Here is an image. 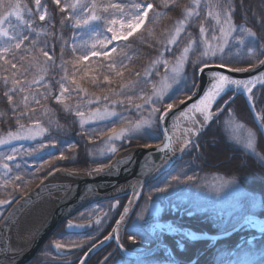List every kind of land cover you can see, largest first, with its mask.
<instances>
[{
    "label": "rangeland",
    "instance_id": "1",
    "mask_svg": "<svg viewBox=\"0 0 264 264\" xmlns=\"http://www.w3.org/2000/svg\"><path fill=\"white\" fill-rule=\"evenodd\" d=\"M64 1V0H63ZM66 1V0H65ZM155 3H159V0H154ZM11 2H15V0H11ZM234 4L239 7L241 0H233ZM261 2V3H260ZM128 3V2H127ZM191 0H177L178 6L174 7L172 10L161 9L162 12L166 13L163 15L155 24H146V27L153 29V34L148 35L147 32L142 28L140 32L136 34L135 37L130 38V43L125 44L123 42L124 48L123 51L119 53L117 56L118 60H122L125 65L128 67V71H125L126 79H137L134 75L136 71L143 73L146 68L152 67L151 61L160 59V54L163 53V58L167 59L171 63L175 62V58L181 54V51L184 46H186L189 39L196 40L199 39V25L200 19L193 18L186 24V31L181 33V36L177 42V45H169L168 47L171 49L170 51H166L164 45L166 44L169 32L174 31L176 26V21L183 18L184 6L190 5ZM63 4V2H62ZM33 5V4H32ZM261 5V7H260ZM34 6V5H33ZM264 6V0H243V10L248 9L255 12L259 15L262 12V7ZM206 9H202V18L205 16ZM242 12L237 8L236 13L234 14L233 19L235 17L240 16ZM151 17V13L149 14ZM248 15V13H247ZM256 15V16H257ZM168 16H171L172 19H168ZM244 14L242 13L240 19L245 27H251L253 31H257L258 34L261 33L262 30L260 25L256 23V18L251 17V21L245 22ZM258 18V17H257ZM13 22H15V18H13ZM205 26H208L209 21L207 19L204 20ZM72 21H70V33L68 36H63L62 33L58 32L57 35L52 36V40H56L57 43L63 49L67 50L69 53H63V59H61V52H55L53 54L54 63L48 62V64H44V58L41 57V66L47 68V66L56 67V63H58V67H60L59 72L60 77L62 78L64 75V68L66 67L69 74L71 75L73 71V65L71 63H64L74 59L73 53L71 51V46L73 43L79 45L82 41H88L91 33L87 29H77L72 26ZM55 31V30H54ZM144 33L143 36L140 33ZM189 33L191 36H189ZM235 35V34H234ZM211 33H209V38ZM62 37V39L60 38ZM249 38L245 37V43ZM66 42V43H65ZM122 43V42H119ZM215 43V42H213ZM234 43H236L234 41ZM56 45H53V47ZM58 47V46H57ZM83 49L78 48L77 54ZM233 55H239L237 57L248 55L246 49L243 45H239L236 43V47L232 49ZM114 55V54H113ZM199 55V51H197L195 45L193 50L189 53V58L195 59L196 56ZM115 56V55H114ZM93 58V57H92ZM86 62L83 65H77L76 68L80 66L83 72H76L77 79L83 76L84 71H88V77H85L84 80L81 81L83 87H86L89 93L95 92L97 95H103L101 93L100 88L92 85L90 77L96 75L98 77L99 83L103 86L102 76L106 72L105 68L99 67V58L92 59ZM97 60V61H94ZM106 64L107 61H104ZM63 64V67H62ZM248 67V66H241ZM153 72L159 71L161 76L165 73V68L163 65H157L153 69ZM185 71L189 74L192 72V68L190 65L185 66ZM31 76L37 75V70L34 67L32 69ZM131 73V74H130ZM45 75V83L48 84L47 73H43ZM171 76V72L168 73ZM161 76H153L152 79L159 81ZM31 77V78H32ZM30 78V79H31ZM47 80V81H46ZM119 83L117 80L116 84H113L111 87L116 88ZM141 85L144 87L146 92H151V85H143V81H141ZM38 87L39 92H41L43 86ZM180 85H174L173 89L169 92V95L172 96L173 99L177 95H181L183 98V94L178 90ZM37 89V88H35ZM46 89L42 90L45 91ZM262 87L257 85L253 92L256 97V109L255 112H259L261 115H264V95L261 92ZM139 89H137V92ZM188 90L185 89V92ZM58 95V93H51L48 99L41 101V106H36L32 104V107L36 108V118H39L41 124L49 129V131L43 136L37 138L36 141H13L10 145L0 146V157L7 154L11 147L20 148L21 145L24 148H36L40 143L47 144L48 142H55L56 147H47L41 149L39 152L33 153L31 156L23 155L17 156V158L13 161H9L10 167H12V172L9 173L10 176H15L17 172L22 176L21 181H17L16 183L20 185L18 189H15L13 186H9L7 189L0 188V198H10L11 204L0 206V224L4 221V216L8 212V210L17 202V200L27 194L34 186L44 181L48 176V173H60L63 174L69 172L76 175H89L92 174L94 169L103 168L112 160V158L118 154H123L135 147L136 145H141V139L149 138L153 139L155 137L154 127L152 129H148L150 135H145L144 131L136 134L132 138L127 139H119L109 141L107 139L108 129L111 127H116L117 129L121 127L128 126V122H135L140 119L142 116L144 118L148 117V107L145 106V109L142 111H137L133 105H116L114 110L117 112V116L107 118L105 120H98L90 123H86L81 126L80 119L75 115V108L77 104L80 103L81 96L77 95L75 92L72 93L70 99L65 101L66 104L69 103L68 100L72 101L77 99V103H75L71 109L65 110L64 106L57 103L54 99V96ZM66 96L68 94H65ZM82 95V94H81ZM229 96L234 97V102H231L230 109L228 111H224L223 113H216L219 119L210 122L211 130L214 134H211L210 131L208 136H220L222 140L229 145L234 146L241 156V162L233 164V156H236V153L229 158L231 160L225 159V157L221 158L224 163L218 167V172L214 174H195L188 176L187 167L195 166L200 169L201 162L200 158L203 157L199 151V148H195L194 145L198 144V138L193 136V145H190L188 149L184 152H180L181 147V139L183 137L182 131L184 128L189 126L188 121L183 118H179L175 122L176 132H177V146L176 152L178 159L173 163V165L166 171L159 173L152 181H150L146 186L150 185L151 182L157 180L159 177H162L163 174L170 171L172 172L167 174V177L164 179L163 186H157L152 189V187L143 188L140 192L139 197L135 201L129 213L124 218L122 224L120 225L117 236L119 244L123 245V250L127 253H141L145 251H149L154 245L155 242L165 244L163 241V235H168L173 238L172 241L175 245L177 244L179 250L182 249L180 247L179 241L180 237L183 236L182 233L177 231H169L167 230V226L171 224L173 228L179 229H187L189 228H180L172 222V220L163 219L164 210L170 206L181 207L183 205L186 206L185 211L189 212L188 215L193 213H209L211 215H215V219L222 220L225 222L230 216L228 213L234 214L235 216L241 215L243 210H259L263 209L262 212L264 214V159L262 156L264 155V130H261L258 127V121L256 119L254 110L250 107L247 101V94L243 92V90H239L235 93L229 91L223 99H228ZM49 101V102H48ZM50 101H53L55 106L54 108L50 106ZM140 102V101H136ZM165 102H171L168 98H165ZM72 103V102H71ZM217 103L223 108L227 107L223 104L222 100H218ZM59 110H57V108ZM103 107V102L100 105H81V110L87 112L89 107ZM110 108L113 106L111 104L108 105ZM63 115V110L67 111L69 114L70 120V129L75 130V132H69L64 134L57 127V111ZM215 112V105L213 108ZM19 111V110H18ZM65 115V113H64ZM202 119V117H199ZM16 120L10 122V125L0 126V135H4L7 130H16ZM26 125L30 122L28 120H22ZM27 122V123H26ZM61 122L65 123V120L61 119ZM242 126V127H240ZM56 127V128H54ZM248 130H251L255 133L256 140V150L255 152L247 149L243 143V139L247 136ZM58 131H60L58 133ZM159 132V131H158ZM52 133V135H50ZM216 134V135H215ZM160 135V134H159ZM237 137L240 138L241 142L237 143ZM217 138V137H216ZM213 138V139H216ZM160 140V139H159ZM158 142V141H157ZM151 143L148 145L156 144ZM50 144V143H48ZM111 146H115L117 151L112 153L109 151ZM145 146V143L142 145ZM23 151V149H21ZM63 152L67 159L59 160L53 159V157H58L60 153ZM45 154V155H44ZM220 154V153H219ZM186 158L183 159V156ZM220 155H223L221 152ZM40 156V157H39ZM42 156V157H41ZM246 156V157H245ZM248 157V158H247ZM48 158V159H46ZM109 161L107 162V160ZM186 161L184 162V160ZM251 160L252 162L246 161ZM263 160V161H261ZM45 161H51V164L45 163ZM106 161L105 164H102ZM229 161V162H228ZM26 162V163H25ZM251 163H253L256 167H251ZM16 164H20V168H16ZM259 164V165H258ZM234 165V166H233ZM224 166V167H223ZM226 167V168H225ZM39 169V170H38ZM3 172V169H0V173ZM29 172V173H28ZM31 172V174H30ZM174 176H178V180H173ZM188 177H192V180H188ZM233 182V183H228ZM32 184L31 187H26L28 184ZM223 186L221 187V185ZM157 188H166L167 190L164 192H159V194L163 195V199H149L150 195L157 197L159 194L156 191ZM153 190V191H151ZM149 192H153L149 195ZM9 194H11L9 196ZM147 197V198H146ZM129 198V193L118 195L116 197H112L110 199L98 202L94 205L88 206L78 212L77 214L70 217L66 220L62 225H60L56 231L49 237L46 241L42 249L46 247V251L43 253L44 255L50 254L54 250L56 252L63 253L60 250L55 248V243L59 241L60 243L65 245V249H76L73 244H80L83 241H88L89 237L103 234L107 232V234L111 231L113 225L119 218L122 210L126 206V203ZM42 199V198H41ZM148 199V200H146ZM29 209L23 211L17 218V220L13 223L10 232L8 233L9 237L13 242H25L31 236V231L35 229L37 224L33 223L35 219L38 221H42L48 213H50L53 203H50L48 198H44ZM118 202V203H117ZM114 205V206H113ZM174 208V207H173ZM158 209V211H157ZM172 209V208H171ZM179 211V209H178ZM220 213H224L227 219L218 218ZM43 214V216H41ZM107 214V215H105ZM238 214V215H236ZM143 216L141 220L139 217ZM45 216V217H44ZM248 216H252L256 221L255 217L258 218L261 222L256 221L257 223H264V215L257 216L254 214H248L244 216L240 222L235 226L239 227L233 232L236 233L240 231L242 234L239 235V239L245 237L250 233H255L259 229V227H252L249 224L245 223V219ZM44 217V218H43ZM97 218L101 219V224L97 225L95 220ZM40 219V220H39ZM71 221L73 224H79L83 227L80 228H69L68 223ZM43 222V221H42ZM35 225V227H34ZM127 225H131L135 227V229L143 228L144 234H146L149 238L148 240H141L138 238L130 239V237L124 236V230ZM163 227V230L161 228ZM234 227V228H235ZM232 230V229H231ZM193 231V230H191ZM230 231V230H229ZM88 232V233H86ZM194 232V231H193ZM228 232V231H227ZM196 233V232H195ZM226 233V232H224ZM232 233V234H233ZM88 234V235H87ZM206 234V233H204ZM223 234V233H222ZM87 235V236H86ZM209 235V234H207ZM219 235V234H218ZM264 235V234H262ZM262 235L258 238H261ZM185 237V236H184ZM187 238V237H186ZM257 238V239H258ZM151 239V240H150ZM238 239V240H239ZM256 239V238H254ZM245 241L241 244V248H248V242L253 240ZM189 240V239H188ZM201 240L205 242L216 243L218 240H210V239H195ZM237 240V242H238ZM194 241V240H191ZM98 242V241H97ZM237 244V243H236ZM235 244V245H236ZM131 246L130 249H127L126 246ZM91 246H89L90 248ZM109 247V248H107ZM226 247V246H225ZM257 247V246H256ZM89 248H79V253L82 252L81 257L76 261V264H79L82 257L85 255ZM259 248H264V243L261 244ZM41 249V250H42ZM170 249V248H169ZM240 249L237 248L235 251L238 252ZM233 249L228 248L225 251H222L218 256L212 259V264H227L229 260H235L237 257L235 253L225 261V258ZM109 251V252H107ZM162 252V256H159V260L152 259L153 257L142 258L139 260L126 259L119 255L112 241L104 244L100 249H98L95 253L91 255L86 264H105V257H108L106 264H172L169 258L166 257L165 249L163 247L158 248L152 256L160 255L158 252ZM113 253V254H112ZM118 255V256H117ZM38 256V255H37ZM34 259H36V257ZM49 256V255H48ZM120 257V258H119ZM31 260L28 264L32 263ZM258 259V257H257ZM61 260V259H60ZM216 260V261H215ZM72 261V260H70ZM179 261V260H178ZM194 262L196 260L193 259ZM182 262V261H181ZM48 264H69L68 261H54L49 262Z\"/></svg>",
    "mask_w": 264,
    "mask_h": 264
},
{
    "label": "snow or ice",
    "instance_id": "2",
    "mask_svg": "<svg viewBox=\"0 0 264 264\" xmlns=\"http://www.w3.org/2000/svg\"><path fill=\"white\" fill-rule=\"evenodd\" d=\"M51 2L60 13L64 14L60 20L61 25L66 20L72 21L74 28L87 29L91 33L88 41H82L79 45L72 44L71 51L74 59L64 63H71L73 71L70 75L67 68H64V75L58 81L59 94L54 96L56 102L63 105L65 110H72L65 101L71 98L73 92L81 96L80 103L75 108V115L79 117L81 126L117 116V112L114 110L116 105H133L137 111L144 110L147 105L149 106L147 118L142 116L135 122L129 121L128 126L119 129L116 127L109 128L107 139L113 141L132 138L142 131L145 135H150L148 129L153 127L159 129L162 123L166 125L169 114L183 105L184 108L180 110L179 117L188 121L189 125L184 128L179 149L181 153H184L190 145H193V136L199 138L203 130L210 126V122L219 119L216 113H223L230 109L234 97L229 96L228 99H223V97L229 91L235 93L242 89L247 94L250 107L254 110L258 127L264 130V115L255 112L256 97L253 92L257 85L264 88V72H260L250 79H236L231 75L232 73L250 72L264 66V59H260L261 56H264V31L258 34L251 27L237 24L233 19L237 11V5L234 4L233 0H191L190 5L184 6L183 18L177 20L174 31L169 32L164 48L166 51H170L169 45H177L181 33L186 31V24L193 18L200 19L199 39H189L181 54L175 58L174 63L163 58V53H161L160 59L151 61L152 67L146 68L143 76L139 71L134 73L137 78L135 80L125 78V71H128V67L122 60L117 59L119 56L117 49L120 48L122 52L125 45L119 42L130 43V38L135 37L142 28L148 35H152L153 29L146 27V24H155L163 15H166L161 9L172 10L178 6L177 0H159V3H155L154 0H129L128 3L114 2V0H108L106 3L103 0H70V2L63 4L61 0H51ZM33 3L34 9L29 7L27 3H22L21 0H15L14 3L11 0H0V80L6 88L3 95L7 98L8 104L12 106L11 111L16 117V130H7L4 135H0V146L10 145L13 141H36L37 138L43 137L49 131L47 127L41 124L40 119L36 118V108L31 105L41 106L42 99L46 100L51 95V90L47 87L43 74L46 73V68L41 66L40 58L43 57V63L48 64V62L54 63V57L46 50L47 41H44V46H41L40 37L55 36V33L45 31L42 26L36 24L37 18L40 22H47L49 19L47 4L43 3L42 0H33ZM239 7L243 8V0H241ZM202 9L207 10L203 18ZM150 13L152 14L151 17ZM252 16L256 18V23L264 30V12H261L258 18L255 12L252 13ZM13 18H15V22H13ZM205 19L209 21L207 27L204 22ZM244 19L247 22V13H245ZM50 27L54 28L55 24L50 25ZM209 33H211L210 38ZM143 34L140 33L141 36ZM189 36H191L190 33ZM245 37L249 38L247 43H245ZM60 38L62 39V37ZM234 41L243 45L248 55L256 62L253 63L252 60H249L248 67L234 66L237 63L231 57L232 49L236 47ZM194 45L199 51V55L190 60L189 53L193 50ZM78 48L83 49L79 54H77ZM113 54L117 55L114 56ZM92 57L99 58V67L106 69L102 76L103 86L98 82L96 75L91 76L92 85L99 87L103 95H97L95 92L89 93L88 89L82 86L81 81L89 76L88 71H84L83 76L79 79L76 76L78 71L76 66L85 64ZM61 59H63V47H61ZM104 61L107 63L105 64ZM161 64L165 68L163 76L159 71L153 72L152 70ZM186 65L191 66V74L185 71ZM34 67L37 70V75H33L29 79V73ZM224 69L226 72L222 71ZM169 71L171 76L168 75ZM205 72L210 77L209 84L202 95L197 97L199 92L198 74L202 75ZM154 75L161 76V79L159 81L153 80ZM117 80H119L117 87H111L117 83ZM141 81H143V85H151L150 93L144 90ZM34 85L45 87V92H39L38 88L34 90ZM174 85H180L178 90L183 94V98L181 95H177L173 99L169 95ZM137 89H139L138 92ZM185 89L188 91L185 92ZM20 94H22V98L18 103L14 97ZM166 97L171 102H165ZM194 97L197 98L194 100ZM218 100H222L227 107L222 108L217 103ZM189 101H191L190 104ZM102 102L103 107H89L87 112L81 110L82 104L100 105ZM109 104L113 107L110 108ZM214 105L215 112L213 110ZM198 115L202 119H199ZM25 118L30 122L27 125L22 122ZM162 131L164 141H162V147L157 146V150L167 152L172 150V138L167 127L163 128ZM236 139L237 143L241 142L239 137ZM243 143L247 149L255 152V133L248 130ZM47 147L55 148L56 144L55 142L40 143L36 148H24L23 145L20 148L11 147L7 154L0 157V169H3V172L0 173V188L7 189L10 185L15 189L20 187L16 182L21 181L22 176L19 172L15 176L9 175L12 172L9 161L15 160L17 156H31ZM145 147L151 146L145 145ZM194 147L198 149L200 145L195 144ZM109 151L115 153L117 149L115 146H111ZM67 158L63 152L58 157H53V159L59 160ZM129 162H131V158H129ZM45 163L51 164V161H45ZM16 168L19 169L20 164H16ZM154 168H156L154 162L147 160L142 165V169L146 172H151ZM93 171L103 172L104 169L97 168ZM48 174L52 175L53 173L49 172ZM172 179L178 180L179 177L174 176ZM192 179V177H188V180ZM70 188L71 186H67L66 191H70ZM166 190V188L156 189L158 192ZM10 204V198H0V206ZM124 212H128L127 207L124 208ZM227 215L231 216L232 214L228 213ZM139 218L142 220L143 216L141 215ZM218 218L227 219L224 213H220ZM123 219L122 215L120 220L116 221L117 225ZM95 223L100 225L101 219L97 218ZM245 223L252 227H259L261 233H264V223H257L252 216L246 217ZM68 227L80 228L83 226L69 221ZM163 227L161 226L162 230ZM167 230L180 232L189 240L197 238L195 232L187 229H174L171 224L167 226ZM117 232L118 228L113 229L112 235H116ZM112 235L105 236V240L111 239ZM93 239L90 237L89 241ZM130 239L134 238L130 237ZM248 244V248H242L236 252L237 258L229 260L227 264H264V248L258 249L251 241ZM73 246L82 248L83 244H73ZM183 246L181 243L180 247ZM64 247L65 245L59 241L55 243L57 250ZM95 247L96 244L92 243L88 251L91 252ZM85 255L87 256V254ZM107 259L108 257H105V264ZM80 264H86V260H81Z\"/></svg>",
    "mask_w": 264,
    "mask_h": 264
},
{
    "label": "water",
    "instance_id": "3",
    "mask_svg": "<svg viewBox=\"0 0 264 264\" xmlns=\"http://www.w3.org/2000/svg\"><path fill=\"white\" fill-rule=\"evenodd\" d=\"M261 59H264V56ZM222 71L226 72V69ZM260 72H264V66L253 69L250 72L232 73L231 75L236 79H250ZM198 77L199 92L197 97L202 95L203 91L208 87L210 80L207 72L202 75L198 74ZM197 97L193 99L195 100ZM188 103L190 104L191 101ZM183 108L184 106L181 105L178 109H174L173 113L169 114L167 124L165 125L162 123L158 129L160 140L156 144L150 145L151 147L136 145L126 153L114 156L112 160L103 167V172H93L89 175H76L69 172L65 173V171H63V174H60L61 172L53 173L44 181L34 186L27 194L20 197L5 214L4 221L0 224V264H28L39 254L46 241L56 229L70 217L88 206L128 192L129 198L125 206L128 208V212L125 213L123 209L117 220H120L122 215L125 218L143 188L159 173L168 170L178 159L176 152L177 140L173 130V123L180 118L179 112ZM165 127L168 128L172 138V150L167 152L157 150L158 145L162 147V141H164L162 129ZM129 158H131V162H129ZM146 160L154 162L156 165V168L151 172H146L142 169V165H144ZM67 186H71L70 191H66ZM41 198H48L49 202L53 203L50 213H48L46 217L44 216L45 218L43 217V222L35 219L33 223L35 224L37 222L38 224L36 223V227L34 225L35 229L31 231L29 240L27 239L24 243L13 242L8 235L11 228H13V223L23 211L29 209L35 205V203L37 204L39 199L40 201L42 200ZM41 216H43V214H41ZM255 219L261 222L258 218L255 217ZM122 222L119 225L115 222L111 231L106 236L112 235L113 229H119ZM238 227L239 225L219 235L196 233V239L219 240L231 235ZM262 234L264 233L258 230L255 233H250L240 238L230 254L226 256L225 261H227L245 241L258 238ZM116 237L117 233L116 235H112V238L108 240H105V237H103L95 243L96 247L93 248L91 252L87 250L85 253L87 256L84 255L81 260H86L87 263L93 253L104 244L112 241L119 255L126 259L139 260L147 258L152 256L158 248L163 247L171 263L174 261V264H186L175 259L166 244L156 241L155 245L149 251L127 253L123 250V247H121ZM60 251L63 253H71L76 251V249L63 248L60 249Z\"/></svg>",
    "mask_w": 264,
    "mask_h": 264
},
{
    "label": "trees",
    "instance_id": "4",
    "mask_svg": "<svg viewBox=\"0 0 264 264\" xmlns=\"http://www.w3.org/2000/svg\"><path fill=\"white\" fill-rule=\"evenodd\" d=\"M247 1H250V0H247ZM21 2L27 3L29 7H32L34 9L33 0H21ZM42 2L46 3L48 6L49 19L47 20V22H40L37 18L36 24L38 26H42L45 31L55 33L56 35L58 32H60V33H62L63 36H68V34L70 33V28H69L70 21L66 20L65 23L63 25H61L60 20L62 19L64 14L59 12L58 8H56V6H54L52 4L51 0H42ZM61 2L68 3V2H70V0H66V1L61 0ZM103 2L106 3V2H108V0H103ZM114 2L127 3V2H129V0H114ZM240 3L241 2H238L237 4H240ZM260 7H261V5H260ZM237 8L244 15H245V13H248L247 21L248 22L251 21L253 11L248 10L247 8L244 10L241 7H237ZM262 12H264V6L262 7ZM241 14H240V16H241ZM240 16L235 17L234 21L237 24H240L239 22L243 23L242 19H240ZM257 17H259V15H257ZM168 19L170 20V19H172V17L168 16ZM52 24H55L54 28L50 27V25H52ZM40 39H41V46H44L43 42L47 41L46 50H48L51 55H53L57 51L61 52L60 46L58 44H55V43H57V41L52 40V36H47V37L41 36ZM120 44L123 45V42ZM53 45H56V46L53 47ZM64 52L69 53L67 50L63 49V53ZM117 52L118 53L121 52L120 48L117 49ZM114 55L116 56L117 54H114ZM237 56H239V55H233L231 52V57L237 61V63L234 66H249V60H252L253 63L256 62L249 55H246L243 57L241 54L240 57H237ZM262 57L263 56H261L260 59ZM92 59H95V57H93ZM94 61H97V60H94ZM55 65H56V67L47 66V68H46L47 80H48L47 87L51 90L52 95H53V93L59 94V83H58V81L61 80L60 73H59V72H61V71H59L60 67H58V63H56ZM78 69L80 70V72H83L80 66L78 67ZM33 70H34V68H33ZM31 74H33L32 71L29 73V76H28L29 79L32 77ZM90 79H91V77H90ZM98 82H99V80H98ZM36 86L37 85L33 86L34 90H36L35 88H38ZM9 87H10V85H9ZM44 89H45V87L42 88V90H44ZM5 90H6V88H5L4 84L2 83V80H0V126H1V124H3L4 127L10 125V122L16 120L15 115L11 111L12 106L8 104L7 98L4 97V95H3ZM42 90H41V92H45ZM261 92L263 93L262 95H264V88H262ZM21 98H22V94L16 95L14 97V100L19 103L21 101ZM68 101H69L68 105H70V107H72L75 103H77V99H74L72 101L68 100ZM50 106L54 108L55 104L53 101H50ZM22 107L23 106L21 104V109H22ZM60 107L61 106L59 105L57 110H59ZM63 112L65 113V115H64V113H63V115H61L60 112L57 111L56 120H58L57 121L58 129H60L64 134L72 132V131L75 132V130L70 129L71 128L69 126L70 125V120H69L70 118H69L68 112L65 110H63ZM61 119L65 120V123L61 122ZM24 120H27V119L25 118ZM54 128H56V127H54ZM210 130H211V126L204 129L202 134L199 136V138L197 140V143L200 145L199 151H200L201 155L203 156L200 158L201 165H199V166H201V167H200V169H198L195 166L187 167L188 176L195 175L197 173L201 174V175L214 174L215 172L220 171V170H218V167L221 166V164L225 162L221 159L222 157L223 158L225 157V159H227V160L228 159L231 160L229 158V155L233 156L236 153V156H233L234 157V159L232 161L233 164L238 163L239 161L241 162V160H242L241 158H244V156H241L237 152L238 150L234 146L229 145L227 143L225 146V142H224V140L221 139L220 136H217L216 134H215L216 136H213V135L208 136V133ZM59 132L60 131H58V133ZM154 132H155V137L153 139H149V138L141 139V140H139V141H141L140 144L143 145L145 143V145H148V144L155 143V142L159 141L160 135H159L158 129L156 127H154ZM210 133L214 134L212 131H210ZM50 135H52V133ZM213 138H216V139H213ZM48 143H51V142H48ZM221 152H223V155H220ZM187 156L188 155H186L185 157L183 156V159L186 158ZM262 158L264 159V155L262 156ZM46 159H48V158H46ZM109 159L110 158H108L107 162L109 161ZM185 161H186V159L184 160V162ZM246 161L252 162L250 159L246 160ZM261 161H263V160H261ZM105 163H106V161L102 164H105ZM108 163H106V164H108ZM255 165H257V164H255ZM255 165L253 163H251L250 166L253 168V167H256ZM171 172H172V169L170 171L166 172L165 174H163L162 177H159L157 180L151 182L150 185H148V186L152 187V189L156 188L158 185L163 186L164 179L167 177V174H169ZM30 174H31V172H30ZM262 178L264 179V177H262ZM32 184L30 183L26 187H31ZM148 186H146V188H148ZM151 191H153V190H151ZM154 192H157L159 194L158 191H154ZM151 193H153V192H149V195ZM150 197L152 199L154 198V199H158V200L163 199L162 194H159L157 197L150 195ZM146 200H148V199H146ZM173 207L170 206L164 210L162 220H164V219L172 220L174 225H176L180 228H189L196 233H202V234L206 233L209 235H218V234H222L224 232H227V231L233 229L240 222V220L248 214H254L257 216H263L264 215L262 212L263 209L249 210V211L243 210L240 217L235 216L233 214L225 222H222V220L215 219L214 218L215 215H211V214L205 213V212L193 213V214L188 215L187 213H189L190 211L189 212L185 211V209H186L185 205H183L179 208L176 206H173ZM178 209H179V211H178ZM236 215H238V214H236ZM86 233H88V232H86ZM241 234L242 233L240 231H238L236 233L229 235L228 237H224V238L219 239L214 244L212 242H205V241H201V240L191 241V240H188L186 237L181 236L179 244L182 243L184 245L181 250H179V247L177 244L175 245L172 242V241H174L172 237H170L168 235H163V238H164L163 241L170 248L173 257L179 261H182L183 263H186V264H212V259L215 258L216 256H218L222 251H225L228 248L230 249V247H231V249H233V247L237 243V240L239 239V235H241ZM106 235H107V232H104L103 234L101 233V234L92 236V238H94L93 240H91V241L88 240V241L82 242L83 247L89 248V246H91L92 243H96L97 241H99L103 237H105ZM124 236L125 237H128V236L134 237V238H138L141 240H148V238H149L146 234H144L143 228L135 229V227H133L131 225L126 226V228L124 230ZM253 243L255 246L259 247L261 244L264 243V235H262L261 238L254 239ZM47 244L39 252L36 259H34V261L30 264H48L49 262L64 261V260L68 261L69 264H76V261H78V259L82 255V252L79 253L78 247H77L78 250L75 253L71 252V253H67V254H62L60 252L58 253L54 250H51L53 252H50V254H48L49 256L44 255L43 253L46 251ZM107 248H109V247H107ZM126 248L130 249L131 246L128 245V246H126ZM240 248L241 247H239L238 249H240ZM107 252H109V251H107ZM158 253L160 255L151 256V257H153L152 259L159 260V256H162V252L159 251ZM166 257L169 258L167 255H166ZM193 259L196 260V262H194ZM70 260H72V261H70ZM169 260H170V258H169ZM213 264H214V262H213Z\"/></svg>",
    "mask_w": 264,
    "mask_h": 264
},
{
    "label": "bare ground",
    "instance_id": "5",
    "mask_svg": "<svg viewBox=\"0 0 264 264\" xmlns=\"http://www.w3.org/2000/svg\"><path fill=\"white\" fill-rule=\"evenodd\" d=\"M173 130H174V133H175V136H176V140L178 139L177 137V132H176V126H175V122L173 123ZM181 133L184 134V131H182Z\"/></svg>",
    "mask_w": 264,
    "mask_h": 264
}]
</instances>
